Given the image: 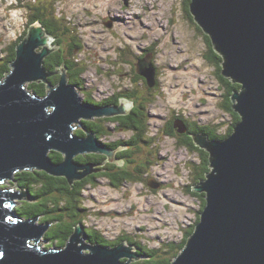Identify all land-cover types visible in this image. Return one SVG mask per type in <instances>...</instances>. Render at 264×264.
<instances>
[{
    "label": "water",
    "instance_id": "water-1",
    "mask_svg": "<svg viewBox=\"0 0 264 264\" xmlns=\"http://www.w3.org/2000/svg\"><path fill=\"white\" fill-rule=\"evenodd\" d=\"M188 6L222 56L221 74L240 86L230 95L240 118L223 138L191 134L194 144L209 152L210 170L192 186L204 192L205 205L168 264H264V0H190ZM52 43L40 22L29 25L9 72L0 79V264H130L143 258L132 244H90L82 224H76L63 248H41L39 237L48 225L20 216L15 199L29 194L3 185L21 170H42L69 183L96 172L95 165L79 164L74 157L97 152L110 161L113 151L92 134L74 135L75 124L126 114L131 107L126 99L106 107L82 102L63 66L54 72L43 68L44 58L56 50ZM145 67L140 73L153 86L154 68ZM53 74H59L55 85L48 81ZM34 81L46 84L45 95L27 89ZM50 151L60 152L63 160L54 164Z\"/></svg>",
    "mask_w": 264,
    "mask_h": 264
},
{
    "label": "rangeland",
    "instance_id": "rangeland-1",
    "mask_svg": "<svg viewBox=\"0 0 264 264\" xmlns=\"http://www.w3.org/2000/svg\"><path fill=\"white\" fill-rule=\"evenodd\" d=\"M26 2L29 0H0V58L27 31L26 11L20 6ZM51 4L67 29L58 37L62 54L72 39L80 46L75 50V60L79 62L81 86H74L79 97L93 102L123 87L134 91L135 64L147 48L153 53L160 85L152 97L151 112L179 111L192 121L214 124L219 132L225 131L231 119L221 109L225 85L217 78L218 64L209 59L205 33L189 19L184 0H51ZM111 21L110 28L105 23ZM53 45L57 50V44ZM148 123L149 132H154L153 126L164 122L152 118ZM130 134L121 135L128 138ZM105 139L108 137L101 136L98 141ZM164 144L158 143L164 160L157 158L149 171V181L161 182L162 186L150 187L143 177L142 182L112 187L106 177L98 176L81 190L77 203L84 208V226L109 240L127 235L149 247L182 240L200 209L199 200L190 192L192 175L182 166L191 154L178 158V147ZM8 181L3 185L24 192ZM15 200L17 205L20 199ZM44 232L39 237L41 248L47 244Z\"/></svg>",
    "mask_w": 264,
    "mask_h": 264
},
{
    "label": "flooded vegetation",
    "instance_id": "flooded-vegetation-1",
    "mask_svg": "<svg viewBox=\"0 0 264 264\" xmlns=\"http://www.w3.org/2000/svg\"><path fill=\"white\" fill-rule=\"evenodd\" d=\"M30 1L31 0H29V2ZM29 2H27V4L31 8L33 5H31ZM34 2L35 5L38 3L42 4V12L36 13L34 9L33 11L30 9V12L29 10L24 8V10L26 11V18H28L29 15H32L48 19L50 17V11L52 10L51 0H34ZM186 14L189 17V14L187 12ZM189 19L191 18L189 17ZM192 21L194 22L193 18ZM112 24L110 28L112 27ZM28 27L29 25L27 26V28ZM197 27L199 26L197 25ZM198 29H200V27ZM25 35L26 34L21 37L24 38ZM208 47L211 49L212 45L210 47V45L208 44ZM212 53H216L214 49H212ZM221 62L222 60L217 62L218 66L216 68V72L218 76L221 75L225 77L221 74ZM145 65H149V67L152 65V67L154 68L155 84L153 86H149L146 82V78L140 73V71H143V68H146ZM135 68L136 70L134 73V79L136 78V82H134L133 85L137 86L134 91H130L129 88L123 87L122 89L113 92L112 94L106 96L105 98H102L101 100L92 102L90 99H88V102H90V104H94L97 107L116 105L120 101L126 99L128 101H131V107L129 108V111L126 114L115 116H96L90 119H81L79 123L76 124L77 126H75L74 128V135L80 138L85 137L87 133L92 134L96 139H101V136H107L108 139H105V141L101 142V144L109 151H113L112 160L110 161L109 159H107L106 155L102 153L92 152L94 154V157L96 158V161L89 160L85 163L93 162V165H95L94 169H97V171L86 175V177L95 175L96 180L97 176H101L99 175L101 172H107L108 175H110V178H106L108 179L109 185L112 187H119L129 182H142L143 177H146V182L148 184L149 171L157 163V158H161L164 160L165 157L162 156L161 148H158V143L165 142L164 145L167 147H171L173 149L175 147H178V158L183 159L189 154H191V157H189V159L185 161L183 165L182 163H180L179 165H182L184 167L187 166L189 168L190 175H192L191 178H193V185L197 184L202 179H204L207 173L204 171V168L207 165V161H209V152L207 151V149L196 146L193 142L191 134H204L206 136V139H214L212 136H223L228 135L230 133V130L237 121V115L235 114H238L231 106L230 95L233 90L239 89L238 84L233 82L228 77H225L227 79L225 80V82H222L221 79L217 76V78H219L220 81L225 85L224 89H221V109L224 113H228L231 118L228 123V126H226L225 131L219 132L218 127L214 124H201L192 121L179 111H169L167 114L159 113V115L154 112H151V109L154 108V101L152 100V97L156 95L155 92L158 91V86H160L158 81L159 71L156 66V63L154 62L153 53L147 50V48H144V50L140 53L137 59ZM228 88H232L233 90L231 89L232 91L229 92ZM128 92L132 94L134 93V96L130 99L127 97L129 95ZM83 99L86 98H82V100ZM133 112H135L134 115ZM114 117H117L118 119H121L124 122L128 121V123L132 120L136 123L145 122L149 124L148 122L152 118L161 120L164 123L155 124L153 126L155 130L154 132H149V126L146 124L147 129L144 132L140 133L137 131H132L130 128L127 129L126 125H123L117 119L114 120ZM83 120H87L89 122L88 125L91 130L86 128V126L83 124ZM182 123L184 124V126ZM98 127L100 128V131L98 130ZM180 127H185V131H179ZM97 130L99 132H97ZM96 132L98 133V135ZM127 132H131L128 138H126L125 135H121L127 134ZM117 134H120L121 136H118ZM138 135H141L139 139L137 137ZM166 159L168 160L169 157H167ZM78 163L85 164L83 162ZM141 171H143L144 173ZM127 173L132 176L142 175L141 180H128L126 177ZM81 179L76 181H81ZM114 182L120 183V185H115ZM190 187L191 192L192 186ZM194 192L196 195H204V192ZM196 195L194 196L197 198V200H199V203L201 204L202 201ZM66 221L70 222L71 220ZM84 227V233L86 236L85 241L89 242L90 244H94L95 242L92 241V234L86 233L88 232L89 228H87L86 226Z\"/></svg>",
    "mask_w": 264,
    "mask_h": 264
},
{
    "label": "trees",
    "instance_id": "trees-1",
    "mask_svg": "<svg viewBox=\"0 0 264 264\" xmlns=\"http://www.w3.org/2000/svg\"><path fill=\"white\" fill-rule=\"evenodd\" d=\"M189 2L190 0H184V10L189 14V17L192 20V16L188 8ZM29 3L33 5L31 8L28 6L27 2L21 4L20 6L29 11L30 9L33 11L34 9L36 13L42 12V4L38 3L35 5L34 0H31ZM27 19V26L36 21L40 22L45 27L46 31L54 38L53 44H57L58 46L57 50L53 51L43 60V68L46 70V72H54L58 67L63 66L65 68L66 76L68 77V82L76 87H80L81 83L78 82V76L80 74L79 62L75 60V50L79 49L80 46L74 41V39H72L71 42L68 43V49L64 54H62V49L60 50V44L62 43V40H59L58 37L62 36V34H66L67 29L61 23V19L57 18V15L53 10L50 11V17L48 19L32 15H29ZM26 32L24 34H26ZM203 35L205 37V40L211 47L212 43L208 35ZM21 40L22 37L20 36V38L16 40L13 45L5 49L6 56L4 58H0V79L9 72L11 62L14 60L16 55V45ZM212 49L213 48L211 47V49L209 48L208 50L210 52L209 59L216 63L218 61H221L222 56L217 53H212ZM218 77L222 82H225V80L227 79L221 75H219ZM58 79L59 74H53L48 77V81L51 83V85H55ZM133 81L136 82V78ZM26 87L34 95L37 96H43L47 92L46 84H44L42 81L30 82ZM239 87L240 86L238 85V88ZM231 89L232 88H228V91L231 92L233 90ZM128 94L129 95L127 97L129 99L134 96V93L132 94L128 92ZM88 101V99L82 100V102L84 103H90ZM134 114L135 112H133V115ZM235 115H237L236 120L238 121L240 117L238 114ZM113 119L119 120L123 125H126L127 129L130 128L132 131L142 133L147 129L145 122L136 123L131 120L128 123V121L124 122L117 117H114ZM88 123L89 122L87 120H83V124L86 126V128L91 130ZM75 126L77 125L75 124ZM98 130L100 131V128ZM98 130L97 132H99ZM231 132L232 129L230 130V133ZM140 136L141 135L137 136L138 139L140 138ZM225 136L226 135L212 137L223 138ZM49 157L54 164L59 163L63 160V155L57 151H50ZM74 159L77 163H85L89 160L96 161L93 153L77 154ZM89 164H93V162H89ZM209 170V161H207V165L204 168V171L208 172ZM99 175L110 178V175H108L107 172H101ZM126 177L131 181H140L142 175L132 176L127 173ZM95 178L96 176L94 175L85 177L81 179V181H74L72 183H69L63 176H52L42 170L32 169L17 171L14 174L13 179L9 180L8 183H10L11 185H17L20 190H24V192L26 191L25 193H28L29 197L31 198L30 199L28 197H23L22 199H20L15 207V211L25 219L38 218L40 220L39 224L48 225L43 235V238L47 241L45 247L50 248L53 246L63 248L70 234L74 231L76 224L83 225L81 212L84 208H80L77 203L80 200L81 190L87 184H93L96 181ZM114 183L115 185H120V183ZM191 194L196 195L192 190ZM196 196L202 201L199 209V211H201L202 207H204L205 205L204 195L198 194ZM66 220H71V223L67 222ZM198 220L199 215L197 216L194 224ZM193 229L194 226L189 228V230H187V232L184 234L182 240H180L179 242L168 241L160 247H149L146 244H143L141 241H136L127 235H120L115 240H109L105 236H103L101 232L92 228H89L88 232L86 233L92 234V241L95 243L114 246L122 242L123 240H126L128 244H132L136 249V253L143 256V258L132 261L130 264H168L181 251Z\"/></svg>",
    "mask_w": 264,
    "mask_h": 264
},
{
    "label": "clouds",
    "instance_id": "clouds-1",
    "mask_svg": "<svg viewBox=\"0 0 264 264\" xmlns=\"http://www.w3.org/2000/svg\"><path fill=\"white\" fill-rule=\"evenodd\" d=\"M34 23V22H33ZM31 25V24H30ZM11 189H13L12 187H11Z\"/></svg>",
    "mask_w": 264,
    "mask_h": 264
},
{
    "label": "bare ground",
    "instance_id": "bare-ground-1",
    "mask_svg": "<svg viewBox=\"0 0 264 264\" xmlns=\"http://www.w3.org/2000/svg\"><path fill=\"white\" fill-rule=\"evenodd\" d=\"M39 83V82H38Z\"/></svg>",
    "mask_w": 264,
    "mask_h": 264
}]
</instances>
